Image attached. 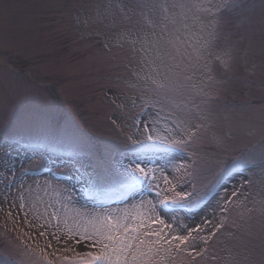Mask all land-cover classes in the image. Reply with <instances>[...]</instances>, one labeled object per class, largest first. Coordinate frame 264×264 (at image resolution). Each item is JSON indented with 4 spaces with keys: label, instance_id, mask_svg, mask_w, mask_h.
Masks as SVG:
<instances>
[{
    "label": "rangeland",
    "instance_id": "1",
    "mask_svg": "<svg viewBox=\"0 0 264 264\" xmlns=\"http://www.w3.org/2000/svg\"><path fill=\"white\" fill-rule=\"evenodd\" d=\"M220 2L0 0V188L26 172L31 189L27 217L0 206V264H42V251L51 264L86 260L88 248L45 250L30 221L58 216L50 230L71 238L94 232L71 203L158 201L138 168L195 193L166 205L202 206L157 204L166 221H209L200 254L173 252L172 264H264V0L223 14ZM176 130L183 149L159 139Z\"/></svg>",
    "mask_w": 264,
    "mask_h": 264
},
{
    "label": "snow or ice",
    "instance_id": "2",
    "mask_svg": "<svg viewBox=\"0 0 264 264\" xmlns=\"http://www.w3.org/2000/svg\"><path fill=\"white\" fill-rule=\"evenodd\" d=\"M235 6L236 0H221L216 11L223 14ZM176 132L178 135H173L176 139L172 137L159 139L183 149L187 146V141L179 130ZM8 171L12 174L11 168ZM137 171L143 178L154 182L158 201L154 202L146 198L122 209L104 212H91L79 208L77 217L90 218L94 232L79 233L73 229L74 235L71 238L50 230L59 227L58 224L53 223V220L59 219L58 216L50 217L49 223L40 225L39 229L36 228L35 221H30L33 224L32 231L37 236L47 237L45 250L56 246H59L56 250L62 249L66 252L74 251L76 248H88L89 250L84 253L87 259L80 264H172L173 252L189 250V254L199 255L200 253L195 251L196 242L200 240V234L204 231L203 224L209 221L205 219L203 224L189 225L174 217L176 220L174 224L162 218L157 211V204L184 201L195 193L178 191L174 186L169 188L172 181L167 175L157 177V170L154 168H138ZM26 176V172H21L0 188V197H2L0 206L7 204L9 215H12L13 211L22 213L25 217L28 215L26 209L29 207L28 193L31 189L25 184ZM160 180H163V186ZM169 191L174 192L175 195L169 196ZM129 219L135 226L127 222ZM121 232L123 234H120ZM96 249L99 251L96 252ZM41 255L42 264H51V260L43 251ZM79 255L80 253L77 252V256ZM64 264H72L71 258L66 256Z\"/></svg>",
    "mask_w": 264,
    "mask_h": 264
},
{
    "label": "bare ground",
    "instance_id": "3",
    "mask_svg": "<svg viewBox=\"0 0 264 264\" xmlns=\"http://www.w3.org/2000/svg\"><path fill=\"white\" fill-rule=\"evenodd\" d=\"M35 179H47L45 176H39V177H35ZM50 182H51V184H53V185H62V186H64L65 187V185H64V183H62V182H59V181H57V180H49ZM53 188H55V187H53ZM66 191H67V189H66ZM67 197H69V195L67 194ZM69 201V200H68ZM70 203H71V201H69ZM72 205H71V207H69L68 208V212L69 213H71V215H75V213H77V212H75V211H73L72 210V207H73V203H71ZM82 217V216H81ZM83 218H85V217H83ZM85 219H87V218H85ZM62 230H64V226H62L61 225V227H60Z\"/></svg>",
    "mask_w": 264,
    "mask_h": 264
}]
</instances>
